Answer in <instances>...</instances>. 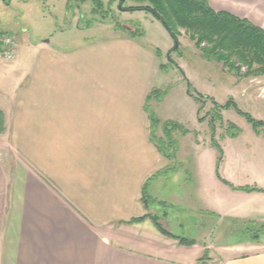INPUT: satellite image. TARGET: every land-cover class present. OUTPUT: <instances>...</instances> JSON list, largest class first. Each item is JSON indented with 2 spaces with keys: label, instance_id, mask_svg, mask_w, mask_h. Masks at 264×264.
I'll return each instance as SVG.
<instances>
[{
  "label": "crops",
  "instance_id": "0c3cea01",
  "mask_svg": "<svg viewBox=\"0 0 264 264\" xmlns=\"http://www.w3.org/2000/svg\"><path fill=\"white\" fill-rule=\"evenodd\" d=\"M207 1L264 29V0ZM137 38L35 45L0 70V264H264V243L202 259L210 244L179 246L149 221L126 223L145 213L143 186L168 166L145 109L162 84L159 54ZM212 176L207 193L220 204L210 210L253 221L223 210L231 192Z\"/></svg>",
  "mask_w": 264,
  "mask_h": 264
},
{
  "label": "rangeland",
  "instance_id": "374dc122",
  "mask_svg": "<svg viewBox=\"0 0 264 264\" xmlns=\"http://www.w3.org/2000/svg\"><path fill=\"white\" fill-rule=\"evenodd\" d=\"M130 6L134 5L127 1L121 8L120 0H0V32L16 37V58L20 54L30 57L35 45L62 51L84 41L136 33L142 44L159 54L156 70L163 80L152 90H166L163 98L150 102L160 121L155 136L164 137L166 122L184 129L169 127L178 144L175 159H166L168 166L147 181L149 195L166 206L154 202L144 207L140 217L157 216L167 231L168 224L170 233L210 244L205 259L225 255L221 248L263 244L264 229L260 231L253 224L264 225V197L245 195L264 191L238 188L264 190V77H238L223 63L206 59L189 32L179 29L177 44L149 12L124 11ZM7 64L0 60V70L9 67ZM189 85L195 95L207 99L199 103L189 96ZM230 100L234 105L220 109L218 118L215 104L225 106ZM240 112L261 124L255 128ZM200 117L206 118L200 121ZM212 175L226 181L224 185L231 192L222 201L223 210L229 208L228 212L237 216L247 213L255 222L242 216L220 220L210 210L217 207L215 203L220 204L207 193ZM145 221L154 225L150 218ZM255 232L259 240L254 239Z\"/></svg>",
  "mask_w": 264,
  "mask_h": 264
},
{
  "label": "trees",
  "instance_id": "16d2710c",
  "mask_svg": "<svg viewBox=\"0 0 264 264\" xmlns=\"http://www.w3.org/2000/svg\"><path fill=\"white\" fill-rule=\"evenodd\" d=\"M131 2L134 6L127 7L124 11H147L160 21L171 38L178 44L179 29H184L191 34V38L196 40V46L200 48L203 56L211 61H218L228 67L238 77L241 78H260L264 77V29L255 25L247 19L240 18L229 12L217 11L213 9L207 0H120L122 8L125 2ZM98 2V1H97ZM137 36L136 33L130 34ZM203 46V47H202ZM166 90H152L146 98V112L148 113L151 132L150 140L156 146L159 153L168 160L175 159V152L178 144L173 140L172 134L175 129H184L174 122H166L163 128L164 137H156L155 132L160 124L159 119L150 107V102L154 98H163ZM189 96L195 98L199 103L207 97L195 95L188 86ZM234 105L232 100L225 106L215 104L216 114L220 118L218 111L220 109H228ZM201 112V108L199 113ZM242 113V112H240ZM247 120L256 128L261 122L256 121L250 115L242 113ZM206 117H200V121ZM213 118V117H212ZM214 122V120H212ZM213 124V123H212ZM173 131V132H172ZM6 132V117L0 109V135ZM171 149V150H170ZM219 177V175H218ZM219 179L228 184L226 181ZM146 182L142 189L141 202L147 209L153 206L152 203L166 206V203L157 199H153L149 195V187ZM248 192H262V189H253L249 187L238 188ZM165 204V205H164ZM170 206V205H169ZM150 218L155 228L164 236L173 239L179 246H194L196 242L192 239L174 235L164 229L159 222V217L150 214L133 218L127 221L129 224H136ZM255 222V221H252ZM260 231L264 229V225L253 224ZM258 234L254 233V239L259 240ZM206 254V251L205 253ZM202 259H205V255ZM201 259V260H202Z\"/></svg>",
  "mask_w": 264,
  "mask_h": 264
},
{
  "label": "built area",
  "instance_id": "2783aa9c",
  "mask_svg": "<svg viewBox=\"0 0 264 264\" xmlns=\"http://www.w3.org/2000/svg\"><path fill=\"white\" fill-rule=\"evenodd\" d=\"M18 41L16 37L8 33L0 32V60L13 62L18 51Z\"/></svg>",
  "mask_w": 264,
  "mask_h": 264
}]
</instances>
